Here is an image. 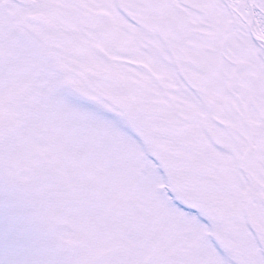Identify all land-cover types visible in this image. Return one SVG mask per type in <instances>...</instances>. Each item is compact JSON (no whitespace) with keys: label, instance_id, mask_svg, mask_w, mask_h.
Listing matches in <instances>:
<instances>
[{"label":"snow or ice","instance_id":"6c2138e0","mask_svg":"<svg viewBox=\"0 0 264 264\" xmlns=\"http://www.w3.org/2000/svg\"><path fill=\"white\" fill-rule=\"evenodd\" d=\"M0 264H264V0H0Z\"/></svg>","mask_w":264,"mask_h":264}]
</instances>
